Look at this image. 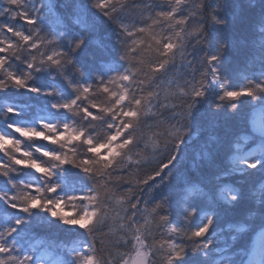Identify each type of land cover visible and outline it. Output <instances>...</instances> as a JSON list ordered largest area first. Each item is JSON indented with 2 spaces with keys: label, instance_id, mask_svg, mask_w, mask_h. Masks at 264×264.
I'll use <instances>...</instances> for the list:
<instances>
[{
  "label": "snow or ice",
  "instance_id": "1",
  "mask_svg": "<svg viewBox=\"0 0 264 264\" xmlns=\"http://www.w3.org/2000/svg\"><path fill=\"white\" fill-rule=\"evenodd\" d=\"M0 108V264H264V0H0Z\"/></svg>",
  "mask_w": 264,
  "mask_h": 264
},
{
  "label": "trees",
  "instance_id": "2",
  "mask_svg": "<svg viewBox=\"0 0 264 264\" xmlns=\"http://www.w3.org/2000/svg\"><path fill=\"white\" fill-rule=\"evenodd\" d=\"M50 79L51 77L48 75V73L37 74L36 78L33 80L32 83L34 84V86L37 87H46ZM63 84L64 82L61 80L56 84V87L61 90L62 95H67V93L64 92ZM10 98L16 101V104L14 105L15 107H25L26 109L24 117H12V121L15 123L18 124L32 123L34 122L35 118L47 114V109H46L47 102L38 94H32V93H28L27 91L21 90L19 92H13ZM0 112H2V108H0ZM0 130H6L5 120L2 118H0ZM74 171H78V170H74ZM19 176L21 179H24L27 182H33L35 179V174L29 169L22 170ZM85 179L74 180L68 183L65 186L64 191H62L60 194L61 195L73 194V192H75V194H80L81 190L87 187V184L85 183ZM0 190H6L2 179H0ZM66 211H70V209H66ZM2 212H3V203L0 202V213ZM35 212L38 215L41 216L44 215L43 213H40L39 210H35ZM72 233H73V229L69 228L68 226H61L58 233L52 231L51 233H41V235L45 236L46 238L62 239L64 238L63 235L70 236ZM73 243L78 244L79 241L77 240L74 241Z\"/></svg>",
  "mask_w": 264,
  "mask_h": 264
}]
</instances>
